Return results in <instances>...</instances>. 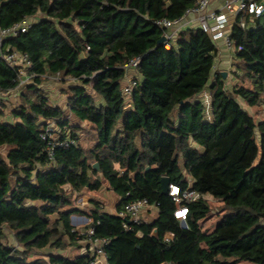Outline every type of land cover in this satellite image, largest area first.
I'll list each match as a JSON object with an SVG mask.
<instances>
[{
  "label": "trees",
  "instance_id": "obj_1",
  "mask_svg": "<svg viewBox=\"0 0 264 264\" xmlns=\"http://www.w3.org/2000/svg\"><path fill=\"white\" fill-rule=\"evenodd\" d=\"M195 4L0 0V27L32 20L26 31L5 37L0 50V92L21 91L13 121L3 117L0 100V146L6 147L0 152V264H87L90 250L64 252L81 249L87 238L71 222L82 211L73 194L97 191L104 181L119 196L117 210L141 198L158 209L153 221L130 229L97 203L87 211L95 236L109 240L104 264H264V117L241 102L255 111L263 107L264 13L232 27L237 82L230 87L214 72L216 42L199 26L182 28L170 47L159 43L166 29L156 20L179 18ZM9 51L32 61L30 78L19 87L18 66L2 55ZM135 56L140 80L128 103L124 65ZM53 77L66 93V108L54 105L43 87ZM71 116L89 124L72 125ZM48 121L62 138L75 140L57 147L53 158L41 138ZM163 176L182 187L191 181L201 193L188 204L185 225L162 190ZM205 195L224 207L211 230L204 227L212 211ZM167 232L174 233L169 240Z\"/></svg>",
  "mask_w": 264,
  "mask_h": 264
},
{
  "label": "built area",
  "instance_id": "obj_2",
  "mask_svg": "<svg viewBox=\"0 0 264 264\" xmlns=\"http://www.w3.org/2000/svg\"><path fill=\"white\" fill-rule=\"evenodd\" d=\"M195 1L196 4L193 7L188 8L179 18H162L156 20L157 24L166 29L164 35L166 37L165 42L168 47L171 46L170 41L174 40L179 31L182 29L183 20L187 18L188 15L194 13L196 14L198 26L203 31L210 34L215 42L222 39L224 46L229 51L234 52L235 45L233 39L231 38L232 29L229 26L230 23H232L231 16H235L236 21L241 26H245V17L247 15L252 14L254 16H261L264 13V0L262 2H259L261 0H223L222 9L219 11L211 9L212 0ZM31 24V18L26 17L12 26L0 27V50L5 37L24 32L31 26ZM2 55L10 64L18 66V87L29 80V67L32 65V61L27 54L19 53L17 51H9ZM139 60L140 56H135L124 65L126 74L124 77L125 83L123 85V92L128 103H130L133 90L140 80L135 74ZM262 96L264 109V77L262 79ZM205 102L209 107V97H206ZM209 109L210 108H208V110ZM41 138L47 141L46 150L51 158L54 157L53 155L57 147H67L75 142V140L70 137L62 138L60 136V130L56 127L54 121H48L42 128ZM167 194L176 204V208L174 210L175 216L184 221L186 220L189 210L188 204L201 197V193L193 187L191 181L190 185L187 187L170 183ZM206 196L207 195H205V197ZM157 204L159 205V202H157ZM151 206L152 204L148 198L136 199L126 202L117 211V214L122 218L123 226L130 229L133 224H141L146 221L142 215V211ZM77 229L81 234L87 236L90 244L93 246V253L91 254L90 260L87 264H104L108 257L106 250V245L109 242L108 238L95 236V228L92 224L85 228L77 226ZM173 236V232H167L165 239L169 240Z\"/></svg>",
  "mask_w": 264,
  "mask_h": 264
},
{
  "label": "crops",
  "instance_id": "obj_3",
  "mask_svg": "<svg viewBox=\"0 0 264 264\" xmlns=\"http://www.w3.org/2000/svg\"><path fill=\"white\" fill-rule=\"evenodd\" d=\"M263 0L259 1L262 2ZM222 4H223V0H212L211 3V9L214 10H221L222 9ZM252 15V14H251ZM258 17V16H256ZM231 21L232 23H230V28L232 29L233 25L237 22L235 16H231ZM198 26V21L196 18V14L192 13L190 15L187 16V18H185L182 22V28H188V27H197ZM217 46H218V52L216 54V58H215V67H214V72L215 71H221L223 72H227L226 73V78H227V85L228 83H230L231 78H234V73H235V63L237 60L234 56V52L229 51L225 46H224V42L222 39H219L216 42ZM234 72V73H233ZM237 79V78H236ZM51 79H48L45 81L43 87L47 92V95L49 96L50 100L52 101V103L54 105H59L63 108L67 107V102H66V93L61 91V87L62 85L55 86L53 85V83H50ZM54 83H57V81H54ZM125 83V80H124ZM124 85V84H123ZM230 85V84H229ZM20 90L19 89H14L8 92H0V100H2L5 104L7 103V100H10L11 97L16 93V94H20ZM202 96L205 97H209L210 99V93L209 90H205L202 94ZM245 107H247L246 105H244ZM5 109H7L5 107ZM247 109L249 110V107H247ZM254 110V108H251ZM263 109V107H262ZM264 110V109H263ZM252 112V110H249ZM6 112V110H5ZM9 115L8 116H4L5 120L8 121H13L14 117L12 115V111L10 109V112H8ZM6 114V113H5ZM4 114V115H5ZM72 115V114H71ZM258 119L263 118L264 116L261 114H258ZM71 124L72 125H80L83 127H86L89 123L86 121H80L78 119H76L75 117L72 118L71 116ZM83 129L81 127L76 128V131L82 135L83 134ZM109 191H111L114 194V204L112 205V209H104L101 207L100 205V209L104 210L106 212H110V213H117V203L119 201V196L112 190L110 189ZM76 194L79 192H75ZM74 207H77L79 209H81L82 211H79L77 213H74L73 215H71V218L76 217L77 222L73 223V225H75L77 227L76 224H79V226H81L82 228H85L87 226H89L91 224V218L89 217L87 211L91 210L92 208L95 207V203L93 202L92 206L91 205H87V209L84 210L83 208H80L78 206L73 205ZM69 208V207H67ZM157 207L155 205H152L151 207L144 209L142 211V215L145 218V220L147 222H151L153 221L156 216H157ZM57 215L55 214L53 216V218H56ZM82 244V248L81 249H76L72 255L76 254V253H80V252H87V250H90L91 254L93 253V246L92 244H90L88 238L81 240L80 242ZM89 246V247H88Z\"/></svg>",
  "mask_w": 264,
  "mask_h": 264
},
{
  "label": "rangeland",
  "instance_id": "obj_4",
  "mask_svg": "<svg viewBox=\"0 0 264 264\" xmlns=\"http://www.w3.org/2000/svg\"><path fill=\"white\" fill-rule=\"evenodd\" d=\"M234 73V72H233ZM235 73H234V78H231V81L230 83H228V85L231 87L235 82H237V79L235 77ZM51 79V82L50 83H53V85L55 86H58L61 85V82L59 80V78L57 77H53V78H50ZM54 81H57V83H54ZM45 83V82H44ZM43 83V85H44ZM21 101V96L20 94H14L10 100H7V103H6V114L4 116H8L10 112V109L13 108L15 105L19 104ZM242 104L243 105H246V103L244 101H242ZM247 106V105H246ZM248 107V106H247ZM249 110H252L253 113L255 114H261L264 116V110L261 108L259 109V111H255V109H251L249 107ZM257 112V113H256ZM3 116V117H4ZM73 118V116H72ZM0 152L3 153L4 155L6 154V147L5 146H0ZM110 188L108 187L107 183L104 181L103 183V186L97 190V191H91V190H88V189H83V191L81 193H75L73 194V204L75 206H78L80 208H83L84 210L87 209V205H91L93 204V202L96 204H99L101 205L102 208L104 209H112V205L114 204V194L109 191ZM208 197V201H209V204L211 206V214L209 216V218L204 222V227L207 228V229H212L215 225V223L217 222V220L222 216L223 212H224V207H223V203L215 198H213L211 195H207ZM74 214V213H73ZM72 214V215H73ZM54 216V215H52ZM75 216V215H74ZM71 218V222L73 223H76L77 222V216ZM53 218V217H52ZM185 223L184 220H181V224ZM78 227L79 224H76ZM6 233L8 235V241H10L11 243H15V239L13 237V235L11 234L10 230L9 229H6ZM75 251L74 248H72L70 251H64L65 253H70V254H73ZM238 264H254L252 262H249V261H242Z\"/></svg>",
  "mask_w": 264,
  "mask_h": 264
},
{
  "label": "water",
  "instance_id": "obj_5",
  "mask_svg": "<svg viewBox=\"0 0 264 264\" xmlns=\"http://www.w3.org/2000/svg\"><path fill=\"white\" fill-rule=\"evenodd\" d=\"M166 37L165 35H163L160 39H159V43H163L165 41ZM226 73L227 72H223V76L226 77ZM94 167L97 168L98 170L100 169V165L96 162L94 164ZM161 183H162V190L164 193H168L169 191V186H170V178L168 176H163L161 179ZM185 223H183L184 225ZM157 230H154V233H156Z\"/></svg>",
  "mask_w": 264,
  "mask_h": 264
}]
</instances>
